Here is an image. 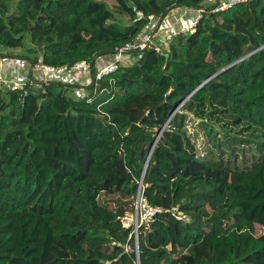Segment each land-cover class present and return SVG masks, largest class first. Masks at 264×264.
<instances>
[{"label":"trees","instance_id":"16d2710c","mask_svg":"<svg viewBox=\"0 0 264 264\" xmlns=\"http://www.w3.org/2000/svg\"><path fill=\"white\" fill-rule=\"evenodd\" d=\"M216 1L0 0V48L55 67L96 64L150 15L204 9L91 103L70 83L0 88V264H264V0ZM142 177L154 214L137 249L122 220Z\"/></svg>","mask_w":264,"mask_h":264},{"label":"built area","instance_id":"2783aa9c","mask_svg":"<svg viewBox=\"0 0 264 264\" xmlns=\"http://www.w3.org/2000/svg\"><path fill=\"white\" fill-rule=\"evenodd\" d=\"M211 0H209L210 2ZM248 0H217L216 10H224L234 4L242 3ZM189 9V8H188ZM196 13L195 21L192 25L182 28H176L175 26L169 27V40L180 33H187L195 30V26L199 19L203 16L204 9H192ZM150 22L146 25L145 29L140 32L136 38L126 43L125 45L116 49L113 54L100 56L97 58L96 64L92 65L87 61H80L72 65L71 67L60 66L55 67L44 64L42 62H32L24 57H17L6 55L3 57L0 55V88L7 89H22L24 90L28 84L35 82L49 83L57 81L63 84H76L77 87L72 91L76 98L83 99L88 103L93 102L100 94L111 90L107 86H101V81L105 76L110 75L118 70L121 62L124 58L131 53H138L141 50L149 47L156 51H161L163 45H167L163 39L164 30H162V22L154 15L149 16ZM162 41V42H161ZM108 58V59H106ZM11 67L18 68L21 73H18L15 78L8 76L6 73ZM110 83L114 84L111 79ZM103 104V103H102ZM100 108V106L98 107ZM143 182L140 181V191L138 193V202L136 206V214L134 217L123 218V224L126 227L134 226V233L136 239L138 238V229L142 222L139 221L140 206L146 199L142 196ZM154 212L150 210L146 216L152 217ZM127 249H130L127 246Z\"/></svg>","mask_w":264,"mask_h":264},{"label":"crops","instance_id":"0c3cea01","mask_svg":"<svg viewBox=\"0 0 264 264\" xmlns=\"http://www.w3.org/2000/svg\"><path fill=\"white\" fill-rule=\"evenodd\" d=\"M196 13L192 9L185 7H177L172 10V12L163 20L161 26L164 30L163 39L170 38V31L168 30L170 26H175L176 28H182L185 26L192 25L195 21ZM108 59V58H106ZM12 71V73H10ZM8 76L15 78L18 73H21L18 68L11 67V69L6 71Z\"/></svg>","mask_w":264,"mask_h":264},{"label":"rangeland","instance_id":"374dc122","mask_svg":"<svg viewBox=\"0 0 264 264\" xmlns=\"http://www.w3.org/2000/svg\"><path fill=\"white\" fill-rule=\"evenodd\" d=\"M169 41H170L169 38L168 39H165V42L167 44H168ZM0 53H1L0 55L6 54L7 51H4V50H2V48H0ZM13 53H14V55H17V54H19V55H25V56L30 55V53L26 49H21V48L14 50ZM10 73H12V71ZM70 92H71V94H74V93H72V90ZM73 96H75V95H73ZM189 131H190V133H193L195 136H197V138H199V142L202 141L201 134H203L202 133L203 130L201 129V127H200V125L198 124L197 121L196 122H190V124H189ZM199 135H200V137H199ZM199 146L201 147L202 144L200 143ZM135 206H137V202L135 203ZM148 212L145 211V208H143V207L140 206V210H139V214H140L139 221H140V223L141 222L143 223L145 221L146 214ZM135 214H136V209L132 213H131V211L128 212L126 214V216H128V218H131V217H134ZM134 219H135V217H134Z\"/></svg>","mask_w":264,"mask_h":264},{"label":"water","instance_id":"95a60500","mask_svg":"<svg viewBox=\"0 0 264 264\" xmlns=\"http://www.w3.org/2000/svg\"><path fill=\"white\" fill-rule=\"evenodd\" d=\"M225 69H226V68L222 69L221 71H224ZM221 71H220V72H221ZM163 131H164V127H163L162 130L159 132V135L157 136L155 142L153 143L152 150L150 151L149 156H148V162H149V160H150V157H151V154H152L153 148H154V146L156 145V143H157V141H158V139H159V137L161 136V134H162ZM148 162H147V163H148ZM141 182H143V177H142ZM136 246H137V249H138V248H139V238L136 239Z\"/></svg>","mask_w":264,"mask_h":264}]
</instances>
